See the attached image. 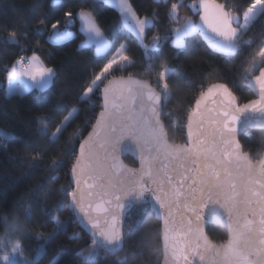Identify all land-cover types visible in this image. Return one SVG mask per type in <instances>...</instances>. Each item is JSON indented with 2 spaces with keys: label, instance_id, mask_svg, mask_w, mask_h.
<instances>
[{
  "label": "snow or ice",
  "instance_id": "obj_1",
  "mask_svg": "<svg viewBox=\"0 0 264 264\" xmlns=\"http://www.w3.org/2000/svg\"><path fill=\"white\" fill-rule=\"evenodd\" d=\"M164 3L167 33L157 31L150 39L147 32L159 22L160 10L152 8L150 13L141 14L133 0H91V7L79 8L75 17L72 11L65 12L63 25L60 20L51 24L48 42L62 45L74 38L68 26L78 17L84 35L80 48L94 46L95 55L107 60L99 71L91 72L75 104H59L36 118L44 143L35 154L26 149L25 159L42 160L41 153L66 139L65 151L74 156L71 184L52 186L59 179L65 152L51 156L48 180L52 183L31 190L10 212L0 216L5 227L0 233V264H39L47 245L67 231L70 221L60 216L65 207L89 235L88 246L76 253L81 264H101L109 256L115 258V264H132L127 254H120L132 236L125 229L134 209L141 217L138 223L150 213L162 221L158 243L144 235L132 245L142 250L151 242L150 251L160 264H264V157L254 160L239 139L241 135L250 138V128L264 131V39L246 58L240 83L234 85L247 87L255 98L241 104L228 83L209 81L199 85L194 106L183 123L173 119V111H164L173 94L168 80L177 70L162 58L169 39L177 49H184L188 39L196 36L203 37L226 59L240 55L255 43L254 37H245L264 18V0H251L242 12L218 0ZM185 4L192 16L181 15ZM101 5L111 6L119 14L108 31L98 20ZM45 19H39L38 25L45 26ZM121 34L134 37L142 50L141 60L130 54L127 41H119ZM23 38H28L26 32ZM5 42L20 44L14 31ZM153 61H158L155 86L148 79L138 78L141 74L128 71L147 62V74H151ZM4 70L6 99L48 89L57 75L36 51L31 56L20 55ZM117 72L127 75L117 76ZM96 96L101 100L100 111L91 131L82 137L77 125L65 138L83 111L79 105L96 107ZM65 110L67 114L56 123ZM169 127L173 132L185 130L187 142H175ZM17 141L13 132L0 128V147L6 149ZM126 153L138 157L139 168L124 163L121 157ZM56 195L59 200L49 207V200ZM37 208L54 226L47 233L35 234L39 243L29 259L20 237L29 233L27 225ZM18 213L23 214V220ZM205 224L222 227L226 238L215 241L205 231ZM82 238L78 232L69 236L70 240ZM131 255H142V251Z\"/></svg>",
  "mask_w": 264,
  "mask_h": 264
},
{
  "label": "trees",
  "instance_id": "obj_2",
  "mask_svg": "<svg viewBox=\"0 0 264 264\" xmlns=\"http://www.w3.org/2000/svg\"><path fill=\"white\" fill-rule=\"evenodd\" d=\"M229 6L235 5L237 10L242 12L251 0H220ZM134 6L141 14L151 12L152 8L160 10V19L156 27L147 32L150 39L155 32L161 35L167 33L169 21L166 17L167 5L164 0L160 3H154V0H133ZM90 8L91 0H62L58 5H53L52 0H0V128L13 132L18 141L11 144L8 148L0 147V216L10 212L20 198L26 196L31 190L43 185L48 187L52 182L48 180L51 175L48 164L51 156L60 155L65 152V162L59 169L57 175L59 179L55 182L54 187L61 184H71L70 174L71 165L74 156L66 153L68 142L62 138V143L55 148H49L47 153H41L43 159L32 161L25 159V150L33 154L40 151L44 143L43 137L38 135V123L36 118L54 109L59 104H68L71 106L76 103L86 82L91 77L92 71H99L107 57H97L92 48H80L82 35L78 32L77 23L71 26L74 38L62 45H54L47 40L51 24L57 20L64 22V13L72 11L75 17L76 11L81 8ZM35 10V11H34ZM187 13L192 16L193 13L187 8L186 4L181 8V15ZM45 26H39L38 20L45 18ZM118 12L108 5H101L98 13V20L101 27L108 31V26L118 20ZM196 18V16H193ZM16 32L20 40L19 45L6 43V38L10 32ZM27 33V39L23 34ZM264 33V18L259 20L254 28L246 34L254 37L255 43L251 48H245L240 55L225 58L222 54L212 51L203 41L201 36L191 37L188 39L184 49H177L169 39L165 43L163 59H166L170 66L176 68V75L169 78L168 83L172 88V99L165 112L171 110L174 113L173 119L183 123L186 119V113L194 106L195 97L199 93V85L207 82H224L240 97L239 101L246 102L254 98V94L247 87H235L240 83L243 64L248 55L259 46V41L264 39L261 35ZM119 41H127L131 52L137 60H141L142 50L138 43L130 34H121ZM39 41V45H37ZM117 47L119 44L116 45ZM23 49V51H22ZM114 50V49H113ZM36 51L49 67L56 69V77L52 85L43 91L32 90L23 96L6 99L4 89L6 88L5 65L10 66L18 56L25 54L30 55ZM178 57V59H172ZM147 62L139 63L136 67L128 69L134 74H141L139 78L151 80L155 84V72L158 71V61L152 62L151 74L146 67ZM258 73V72H257ZM256 73V74H257ZM127 75L117 72L116 75ZM96 107L79 105L83 109L78 118L74 121L72 127L65 133L75 130L80 126L82 137L88 133L94 123L95 115L100 111L101 100L99 96L94 97ZM66 110L57 117L56 123L66 115ZM166 125L169 120L164 117ZM170 134L175 142H186V131L177 128L175 132L169 127ZM248 137L240 136V141L244 150L249 152L253 159H258L264 152V131L248 130ZM79 142L75 144V151H78ZM125 161L130 165H138L137 160L132 155H125ZM59 195L53 196L49 200V207L54 206L59 200ZM23 220V214L18 213ZM61 219L69 220L67 231L59 234L54 241L47 245L46 254L43 255L39 264H81L76 253L82 248H86L90 243L88 233L81 228L72 218V214L67 207L60 212ZM137 210H133L131 218L126 221V232L131 231L132 236L126 240L125 252L132 264H160L157 255L150 251L152 243H148L144 248L138 249L132 247L134 242L138 241L141 236L147 235L151 241L159 242L161 222L154 213H150L143 219L142 223ZM46 224V226H45ZM29 233L21 236L24 247V255L29 259L33 256V250L37 247L39 241L35 238L38 232H49L53 228V223L49 217L44 216L37 208L33 220L28 223ZM5 230L4 221L0 219V233ZM73 232H78L82 239L70 240L69 236ZM209 236L219 242L226 238L225 230L218 225H209L207 227ZM141 252L142 255L133 257L132 252ZM101 264H115V258L109 256L106 260H101Z\"/></svg>",
  "mask_w": 264,
  "mask_h": 264
},
{
  "label": "water",
  "instance_id": "obj_3",
  "mask_svg": "<svg viewBox=\"0 0 264 264\" xmlns=\"http://www.w3.org/2000/svg\"><path fill=\"white\" fill-rule=\"evenodd\" d=\"M62 2V0H52V4L53 5H58V4H60ZM218 2L219 3H222L220 0H218ZM79 10V9H78ZM77 10V11H78ZM76 11V12H77ZM76 14V13H75ZM193 19H198V17H196V18H193ZM76 20H77V29H78V32L82 35V41L84 40V35H83V33L80 31V20H79V18L78 17H76ZM202 39H203V41L207 44V46H208V43H207V41L206 40H204V38L202 37ZM81 41V42H82ZM81 42H80V44H81ZM209 47V46H208ZM85 48H92L93 50H94V53H95V48H94V46H88V47H85ZM210 48V47H209ZM211 49V48H210ZM212 51H214L213 49H211ZM214 52H216V51H214ZM216 53H218V52H216ZM220 54V53H219ZM258 74V73H257ZM139 78V77H138ZM141 79H145V78H141ZM150 82H152L151 80H149ZM154 86H155V84H153ZM255 98V97H254ZM239 103H241L240 101H239ZM243 103H245V102H242L241 104H243ZM95 122V121H94ZM251 130H259V129H254V128H250ZM249 129V130H250ZM89 131H91V129L89 130ZM88 131V132H89ZM88 135V133L85 135V137ZM239 139H240V137H239ZM187 142V141H186ZM186 142H184V143H186ZM242 144V143H241ZM243 146V145H242ZM244 148V147H243ZM245 151V150H244ZM132 155L136 160H137V162H138V165H130V164H128L126 161H125V159H124V156L125 155ZM250 154V153H249ZM262 157H264V152L262 153V155H261V157L260 158H262ZM122 159H123V161H124V163L126 164V165H128L129 167H132V168H139L140 167V164H139V159H138V157L135 155V154H133V153H126V154H124L122 157H121ZM260 158H258V159H260ZM254 160H257V159H254ZM70 180H71V174H70ZM157 217V216H156ZM157 219L161 222V228H162V221L157 217ZM209 225H215V224H205V231L207 232V227L209 226ZM208 233V232H207ZM209 235V234H208Z\"/></svg>",
  "mask_w": 264,
  "mask_h": 264
},
{
  "label": "built area",
  "instance_id": "obj_4",
  "mask_svg": "<svg viewBox=\"0 0 264 264\" xmlns=\"http://www.w3.org/2000/svg\"><path fill=\"white\" fill-rule=\"evenodd\" d=\"M76 23H77V20H76V18H75V20H74V23H73V24H71V25H69L68 27H70V28H71V26L75 25ZM22 55H25V54H22ZM26 56H27V55H26ZM18 57H19V56H18ZM18 57H17V58H18ZM17 58H16V59H17Z\"/></svg>",
  "mask_w": 264,
  "mask_h": 264
},
{
  "label": "rangeland",
  "instance_id": "obj_5",
  "mask_svg": "<svg viewBox=\"0 0 264 264\" xmlns=\"http://www.w3.org/2000/svg\"><path fill=\"white\" fill-rule=\"evenodd\" d=\"M63 25V24H62ZM68 30L72 31V29H70V27H68ZM73 32V31H72Z\"/></svg>",
  "mask_w": 264,
  "mask_h": 264
},
{
  "label": "crops",
  "instance_id": "obj_6",
  "mask_svg": "<svg viewBox=\"0 0 264 264\" xmlns=\"http://www.w3.org/2000/svg\"><path fill=\"white\" fill-rule=\"evenodd\" d=\"M63 30V29H62ZM32 54H30V55H27V56H31Z\"/></svg>",
  "mask_w": 264,
  "mask_h": 264
}]
</instances>
